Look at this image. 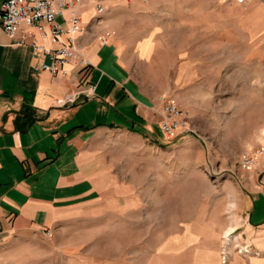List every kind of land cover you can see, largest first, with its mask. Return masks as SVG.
<instances>
[{
  "label": "rangeland",
  "instance_id": "1",
  "mask_svg": "<svg viewBox=\"0 0 264 264\" xmlns=\"http://www.w3.org/2000/svg\"><path fill=\"white\" fill-rule=\"evenodd\" d=\"M243 7L116 0L101 15L92 11L84 33L101 28L125 42L147 39L145 66L164 76L147 80L165 83L146 87L161 105L178 104L191 131L161 145L135 134H104L121 184L135 185L132 205L67 214L52 228L6 236L0 264H183L176 252L194 253L201 264L212 254L221 264H248L236 261L244 253L239 238L224 233L235 225L246 183L264 177V29L257 32L254 19L238 27L234 18L245 15ZM258 150L253 167H244L243 152ZM191 229L193 241L176 240Z\"/></svg>",
  "mask_w": 264,
  "mask_h": 264
},
{
  "label": "crops",
  "instance_id": "2",
  "mask_svg": "<svg viewBox=\"0 0 264 264\" xmlns=\"http://www.w3.org/2000/svg\"><path fill=\"white\" fill-rule=\"evenodd\" d=\"M92 3L80 0L78 4L83 26L94 11ZM115 3L106 0L105 6ZM241 6L246 13L234 18L238 27L245 30L244 22L254 19L257 32H262L263 3L248 0ZM56 21L64 25L61 16ZM43 26L45 35L40 37L35 28L22 25L28 32L24 44H14L0 31V240L52 228L67 214L87 210L97 215L132 205L135 185L121 184L104 134H135L156 145L167 141L159 126L161 101L146 87L165 83L147 78L164 76L145 66L146 38L125 42L108 32L101 42L106 30H88L77 37V45L90 66L74 61L65 75L51 74L38 68L40 61L48 62L39 46L57 47ZM89 84L94 85L89 95L81 92L66 106L53 105V99L84 92ZM246 187L235 225L224 233L229 231V239L239 238L248 248L237 262L246 259L248 264H258L264 262V177ZM228 225L227 221L220 224L215 232ZM194 235L187 230L176 240L187 243ZM175 255V261L182 255L183 264H201L194 253ZM217 257L212 254L203 261L221 264Z\"/></svg>",
  "mask_w": 264,
  "mask_h": 264
},
{
  "label": "built area",
  "instance_id": "3",
  "mask_svg": "<svg viewBox=\"0 0 264 264\" xmlns=\"http://www.w3.org/2000/svg\"><path fill=\"white\" fill-rule=\"evenodd\" d=\"M106 0H93L92 6L96 15H101L105 9ZM150 2L151 0H141ZM221 3H233L242 5L248 0H218ZM80 0H0V31L14 44H24L28 32L25 27L37 30L40 37H44V26L47 27L51 39L57 43V47L51 49L39 46L40 51L48 56V62L40 61L38 68L46 70L51 74L65 75L68 71L67 65L71 62H79L90 66L87 58L79 55L77 37L84 32V26L78 14ZM66 12V14H64ZM56 16H61L64 25L56 21ZM108 31L99 37L104 42L108 37ZM64 38V39H63ZM32 45L34 43L32 42ZM94 85L89 84L87 90L72 92L63 98L53 99L54 106H66L72 103L81 92L84 95L92 93ZM162 120L159 123L160 130L166 140H173L184 134H189V121L187 113L174 101L164 100L161 105ZM263 148L261 153H263ZM258 151H244L242 164L247 169L253 167L257 160ZM248 248L242 245V252L246 253Z\"/></svg>",
  "mask_w": 264,
  "mask_h": 264
},
{
  "label": "trees",
  "instance_id": "4",
  "mask_svg": "<svg viewBox=\"0 0 264 264\" xmlns=\"http://www.w3.org/2000/svg\"><path fill=\"white\" fill-rule=\"evenodd\" d=\"M158 142H159L160 144L163 143V142H161V141H158Z\"/></svg>",
  "mask_w": 264,
  "mask_h": 264
}]
</instances>
